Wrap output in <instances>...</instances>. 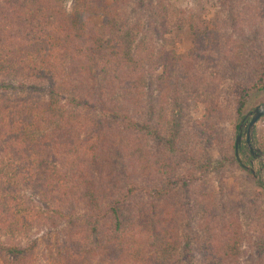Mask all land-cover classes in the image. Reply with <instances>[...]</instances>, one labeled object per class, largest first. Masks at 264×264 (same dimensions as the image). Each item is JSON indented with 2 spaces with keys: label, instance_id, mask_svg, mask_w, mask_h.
Listing matches in <instances>:
<instances>
[{
  "label": "rangeland",
  "instance_id": "obj_1",
  "mask_svg": "<svg viewBox=\"0 0 264 264\" xmlns=\"http://www.w3.org/2000/svg\"><path fill=\"white\" fill-rule=\"evenodd\" d=\"M87 2L64 0L69 14L82 12L86 34L123 39L138 74L135 99L124 100L114 80L105 90L109 99L101 108L121 109L161 136L143 130L128 135L121 123L106 119L101 159L90 162L95 175L104 176L113 196L121 200L125 222L136 226L143 219V230L151 228L147 204L152 202L157 204L155 210L173 218V242H168L169 237L164 244L149 230L143 233L142 254L158 255L160 249L159 257L168 259L173 254L178 264H230L231 260L264 264V186L259 185L264 181L263 117L253 134L263 155L250 158L233 150L237 125L264 102V87L253 88L243 115L236 113L238 88L256 84L264 74V0H105L111 12L106 15L109 25L104 26H100L102 14L85 9ZM99 80L103 83L102 75ZM170 137L176 145L167 158ZM244 139L243 135L242 145ZM128 153L149 162L146 166L157 178L156 185L144 181L138 174L145 167L143 161H138L137 169L129 163ZM168 176H192L195 181L185 189L167 181ZM130 182L138 187L133 196L126 195ZM153 188L157 192L149 201L146 192ZM33 195L26 193L24 207L16 212L15 226L9 231L22 230L16 239L36 240L38 264H59L70 242L79 246L71 256L79 254L81 264H112L102 241L96 243L85 231L87 206L76 207L80 225L74 237L66 224L53 228L44 223L45 209L37 207ZM39 206L40 217L35 215Z\"/></svg>",
  "mask_w": 264,
  "mask_h": 264
},
{
  "label": "trees",
  "instance_id": "obj_2",
  "mask_svg": "<svg viewBox=\"0 0 264 264\" xmlns=\"http://www.w3.org/2000/svg\"><path fill=\"white\" fill-rule=\"evenodd\" d=\"M93 3L96 11L91 7ZM108 7L105 0H88L85 5L88 12L102 14L100 26L109 25ZM82 22V12L69 14L64 0H0V264H38L36 240L25 242L15 238L22 230H14L15 234L9 231L15 226L16 212L24 207L26 193H33L37 207L39 204L45 209L41 212L45 224L53 228L59 223L66 224L72 227L74 237L80 225L76 207L80 203L87 206L85 231L95 237L96 243L102 241L112 264H178L176 257L172 259L173 254L162 259L158 256L162 251L159 249L158 255L145 257L139 249L143 233L149 230L159 240L163 239L164 244L169 237L168 242L172 243L173 218L155 210L157 204L152 202L147 204L150 208L147 215L153 220L151 228L143 230V219L136 225L143 226L142 229L125 222L121 200L113 196L106 178L95 175L90 164L101 159V147L106 144L102 139L106 119L121 123L128 135L132 131L151 130L121 109L101 108L104 100L109 99L105 90L110 89L114 80L124 100L135 99L139 91L138 74L135 64L128 60L125 52L128 46L123 39L106 40L102 36L95 39L97 36L82 30ZM195 32L198 34V30ZM101 75L104 85L99 80ZM263 87L261 73L256 84L238 88V116L243 115L248 92ZM110 129L115 133L116 128ZM151 133L161 138L159 132ZM167 139L169 158L174 154L176 142L171 137ZM234 145L235 141V151ZM241 152L251 158L245 145L239 148L238 153ZM128 158L137 169H140L138 161H143L145 167L138 174L156 185L157 178L146 166L147 160L132 153L130 156L128 153ZM169 180L185 189L195 181L192 176L189 179L168 176ZM127 185L126 195H135L138 187L133 182ZM259 185L264 186V181ZM153 189L146 192L149 201L155 198L157 188ZM36 213L40 217V206ZM76 247L79 246L68 243L59 264H81L77 260L79 254L74 259L71 256ZM182 251L187 252L184 247ZM230 264L236 263L231 260Z\"/></svg>",
  "mask_w": 264,
  "mask_h": 264
},
{
  "label": "water",
  "instance_id": "obj_3",
  "mask_svg": "<svg viewBox=\"0 0 264 264\" xmlns=\"http://www.w3.org/2000/svg\"><path fill=\"white\" fill-rule=\"evenodd\" d=\"M264 116V102L255 106L249 111L241 120L238 125V133L235 139V153L238 154V150L242 145V137L245 136L244 144L249 150L253 158H257L263 155L260 148L254 143L253 134L257 122Z\"/></svg>",
  "mask_w": 264,
  "mask_h": 264
}]
</instances>
